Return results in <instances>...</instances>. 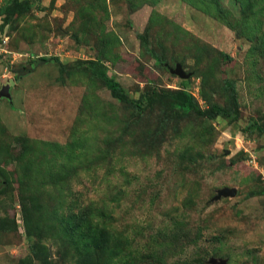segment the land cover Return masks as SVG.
<instances>
[{
  "label": "rangeland",
  "instance_id": "1",
  "mask_svg": "<svg viewBox=\"0 0 264 264\" xmlns=\"http://www.w3.org/2000/svg\"><path fill=\"white\" fill-rule=\"evenodd\" d=\"M198 1L0 0V264H77L59 219L91 226L95 210L78 251L104 264H264V0ZM96 58L132 99L181 88L180 64L202 109H230L232 83L236 111L136 121L92 78ZM49 143L84 150L65 161Z\"/></svg>",
  "mask_w": 264,
  "mask_h": 264
},
{
  "label": "trees",
  "instance_id": "2",
  "mask_svg": "<svg viewBox=\"0 0 264 264\" xmlns=\"http://www.w3.org/2000/svg\"><path fill=\"white\" fill-rule=\"evenodd\" d=\"M154 1V0H147ZM184 3H195L196 0H181ZM210 1V0H209ZM243 2H248V0H240ZM253 1V0H252ZM251 1V2H252ZM256 3V7L258 9L261 6V1L257 2V0H254ZM26 3V1H24ZM199 3H201L202 7L207 6L206 3L208 1L205 0H199ZM249 3V2H248ZM259 3V4H258ZM258 4V5H257ZM241 5H246V3H242ZM255 7V6H254ZM253 7V8H254ZM152 22L153 19L151 20ZM158 22V18H156V23ZM228 26L233 28V24L227 23ZM148 29L145 30V34L139 35L138 39H140L143 50L148 54V56L156 61V64L158 66H162L165 64L164 60L160 57L158 54V49H161V47H158V49L155 51L154 49H150L149 42L147 38ZM55 62H57L61 69V74L63 72H67L68 69L64 65H62L57 58L54 59ZM47 59L42 57L39 58L36 62H46ZM33 64V63H31ZM166 65V64H165ZM90 70V74L93 79L99 80L103 86L111 93V96L119 101L120 103L127 104L128 106H131L132 108H136L137 114H135V120L136 121H143V119L147 118V114L154 110L155 106L161 105V114L158 116L157 120L161 124H165L168 122V120H171L173 117H184L188 114H195L199 117H205L207 119H215L220 116H228L232 111H236V89L232 83H227V87L229 89L230 93V100H231V107L230 109H226L222 106L212 104L206 109H202L197 100L196 97H194L193 93L189 91V82L187 79H181V85L182 87L176 90L172 89H158L153 85H149V87L143 91V93L140 94L138 99H132L130 98L127 93L124 91L122 86L112 77H109L107 75V67L104 65L103 61L96 58L95 61H89L87 65ZM167 66V65H166ZM35 69V66L29 67L26 69V67H23V71L21 72V77L24 75H27L29 73H32ZM162 105L163 111H162ZM20 151H18V157L21 158L23 161H25L28 165H46L47 156L44 154V151L39 152L36 150V152H30L28 149L31 147L28 145H21ZM52 148L53 151H56L55 157L57 154H59L60 157H62L63 160H69L74 156L75 158L79 159L78 155H82V152L84 150V146L81 144H69L64 150H60L63 147H60L59 145H53L51 143L48 144V149ZM60 150V151H59ZM52 151V152H53ZM53 157H50V160H55ZM88 217L89 224L91 226H87L86 224H81L79 226H74L73 216H66L64 218H60L59 222L62 226V229L64 233L69 238V241L71 242V248H74V256H71L72 260H75V262L78 261L77 264H104L100 260L95 259L93 257L80 255L78 251L79 243H80V236L83 235V233H86L87 229L95 228L97 227L93 225V220L99 219L104 217L103 212H97L95 211H86ZM86 223V222H85ZM85 230V231H84ZM93 230H90V232ZM71 260V261H72ZM48 264H53L52 261H49ZM124 264V263H123Z\"/></svg>",
  "mask_w": 264,
  "mask_h": 264
},
{
  "label": "water",
  "instance_id": "3",
  "mask_svg": "<svg viewBox=\"0 0 264 264\" xmlns=\"http://www.w3.org/2000/svg\"><path fill=\"white\" fill-rule=\"evenodd\" d=\"M171 72L177 75L180 79H186L188 77L182 70L180 64H176L175 69L171 70ZM1 95L2 97H6L7 99H10L8 84L3 85L1 89ZM235 194H236V190L234 188H224L218 191V194L215 197V199L218 200L221 197H233L235 196ZM210 263L211 264H227L226 261H222V260L217 261L215 259H211Z\"/></svg>",
  "mask_w": 264,
  "mask_h": 264
},
{
  "label": "built area",
  "instance_id": "4",
  "mask_svg": "<svg viewBox=\"0 0 264 264\" xmlns=\"http://www.w3.org/2000/svg\"><path fill=\"white\" fill-rule=\"evenodd\" d=\"M260 173H261V181H262L263 188H264V169H262V171H260Z\"/></svg>",
  "mask_w": 264,
  "mask_h": 264
}]
</instances>
